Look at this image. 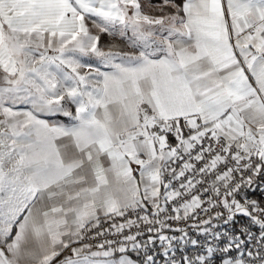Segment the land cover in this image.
<instances>
[{
  "label": "snow or ice",
  "instance_id": "1",
  "mask_svg": "<svg viewBox=\"0 0 264 264\" xmlns=\"http://www.w3.org/2000/svg\"><path fill=\"white\" fill-rule=\"evenodd\" d=\"M0 264H264V0H0Z\"/></svg>",
  "mask_w": 264,
  "mask_h": 264
}]
</instances>
